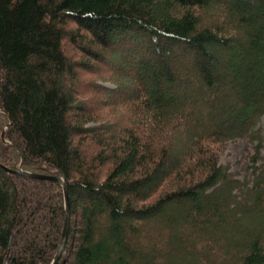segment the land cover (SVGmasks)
<instances>
[{
    "label": "trees",
    "instance_id": "trees-1",
    "mask_svg": "<svg viewBox=\"0 0 264 264\" xmlns=\"http://www.w3.org/2000/svg\"><path fill=\"white\" fill-rule=\"evenodd\" d=\"M115 55L136 127H85L78 71ZM263 118L264 0H0V264H51L64 228L63 188L20 166L66 179L58 264H264Z\"/></svg>",
    "mask_w": 264,
    "mask_h": 264
},
{
    "label": "rangeland",
    "instance_id": "rangeland-1",
    "mask_svg": "<svg viewBox=\"0 0 264 264\" xmlns=\"http://www.w3.org/2000/svg\"><path fill=\"white\" fill-rule=\"evenodd\" d=\"M217 10L215 3H212L205 18H216L217 14L215 12ZM68 28L76 29L73 24H69ZM126 49L122 48L125 52L127 51ZM65 50L75 60H84L85 58L84 53L73 45H66ZM118 52L119 50H117L116 54ZM117 58L118 56L115 55V59L110 62L104 58H101L99 61L93 60L90 61L93 66L92 68L78 71L80 77L78 104L82 107H87L92 114V117L84 122L85 127L94 128L95 130L101 129L103 131H112L115 128L117 130L118 127H136L137 113L131 105V101L134 100L138 90L126 64L119 62ZM200 94L206 97L207 91L200 88ZM260 126L264 135V118ZM85 145L90 146L89 141L85 142ZM262 154H264V149ZM254 155L255 148L253 143L245 139H235L227 142L220 161L230 172L243 180L251 172L250 166L252 165V157ZM259 164L260 162L257 163V165ZM38 195L39 201L44 203L49 202L47 197L41 194ZM40 213H43L42 209L38 210L39 215ZM246 225L247 228L252 230V227L250 228L249 226L250 224L246 223ZM25 237V234H22L20 236L21 241H24Z\"/></svg>",
    "mask_w": 264,
    "mask_h": 264
},
{
    "label": "water",
    "instance_id": "water-1",
    "mask_svg": "<svg viewBox=\"0 0 264 264\" xmlns=\"http://www.w3.org/2000/svg\"><path fill=\"white\" fill-rule=\"evenodd\" d=\"M7 172L13 173V174H19L23 175L29 178H35V179H40V180H45L49 182L56 183L60 185L63 188L64 191V201H65V223H64V228L61 236V241L57 250V253L52 261L51 264H58L63 252L65 250V246L68 240L69 236V227H70V201L68 197V191H67V185H66V179L63 175H56V176H50V175H44V174H36L33 172H28L24 171L21 166L18 167V169H10L7 167H3Z\"/></svg>",
    "mask_w": 264,
    "mask_h": 264
}]
</instances>
